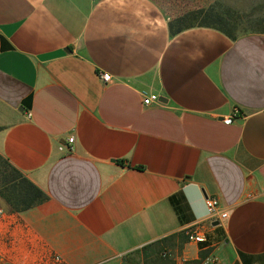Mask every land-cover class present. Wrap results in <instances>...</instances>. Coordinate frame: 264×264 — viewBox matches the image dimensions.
Returning a JSON list of instances; mask_svg holds the SVG:
<instances>
[{
	"label": "crops",
	"instance_id": "obj_1",
	"mask_svg": "<svg viewBox=\"0 0 264 264\" xmlns=\"http://www.w3.org/2000/svg\"><path fill=\"white\" fill-rule=\"evenodd\" d=\"M178 15L0 0V155L47 196L0 197V264H264V26L171 34Z\"/></svg>",
	"mask_w": 264,
	"mask_h": 264
},
{
	"label": "trees",
	"instance_id": "obj_2",
	"mask_svg": "<svg viewBox=\"0 0 264 264\" xmlns=\"http://www.w3.org/2000/svg\"><path fill=\"white\" fill-rule=\"evenodd\" d=\"M233 14L220 11L212 6L188 10L169 20V30L175 34L192 26H208L216 28L231 38H235L238 25ZM263 22V23H262ZM264 26V19L258 22ZM29 99L25 100L28 103ZM0 197L13 211L27 210L46 199V194L29 181L20 171L13 167L0 155ZM148 257L146 253L145 258ZM152 263L167 264L162 259H154Z\"/></svg>",
	"mask_w": 264,
	"mask_h": 264
},
{
	"label": "rangeland",
	"instance_id": "obj_3",
	"mask_svg": "<svg viewBox=\"0 0 264 264\" xmlns=\"http://www.w3.org/2000/svg\"><path fill=\"white\" fill-rule=\"evenodd\" d=\"M165 11L171 15H178L194 7L212 6L220 11H228L233 14V19L238 25L236 33L241 30H249L260 27L259 21L264 19V0H157ZM210 2V4H208ZM240 11V12H239ZM263 23V22H262ZM124 264H141L138 255L125 258Z\"/></svg>",
	"mask_w": 264,
	"mask_h": 264
},
{
	"label": "built area",
	"instance_id": "obj_4",
	"mask_svg": "<svg viewBox=\"0 0 264 264\" xmlns=\"http://www.w3.org/2000/svg\"><path fill=\"white\" fill-rule=\"evenodd\" d=\"M100 78L104 83H107L110 81L111 75L108 72H102L100 74ZM152 101H158V95L156 94H150L147 97H145L143 99V103L145 105L151 103ZM29 116V113H28ZM232 117H224L222 119V121L225 124H229L231 123ZM74 140L73 136H70L68 138V142L72 143ZM69 149H72V146L69 145ZM205 205H206V209H207V214H208V220L209 221H214V220H218L220 221L221 219L225 218L227 216L226 212L221 211L220 207H219V202L218 199L215 197H207L205 199ZM187 234V238L188 240H192V241H196V242H203L205 241V237L202 233H200L197 229H187L186 231ZM53 261L56 264H60L61 260L59 256H54L52 257Z\"/></svg>",
	"mask_w": 264,
	"mask_h": 264
},
{
	"label": "water",
	"instance_id": "obj_5",
	"mask_svg": "<svg viewBox=\"0 0 264 264\" xmlns=\"http://www.w3.org/2000/svg\"><path fill=\"white\" fill-rule=\"evenodd\" d=\"M20 109H22V107H20ZM218 223H219L218 220H214V221L212 222V225H217Z\"/></svg>",
	"mask_w": 264,
	"mask_h": 264
}]
</instances>
